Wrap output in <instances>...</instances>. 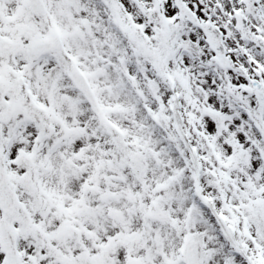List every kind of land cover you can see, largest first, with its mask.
<instances>
[{
  "label": "snow or ice",
  "instance_id": "snow-or-ice-1",
  "mask_svg": "<svg viewBox=\"0 0 264 264\" xmlns=\"http://www.w3.org/2000/svg\"><path fill=\"white\" fill-rule=\"evenodd\" d=\"M0 264H264V0H0Z\"/></svg>",
  "mask_w": 264,
  "mask_h": 264
}]
</instances>
